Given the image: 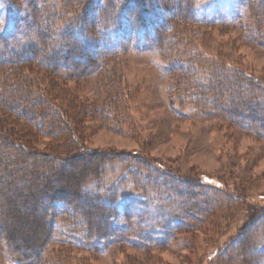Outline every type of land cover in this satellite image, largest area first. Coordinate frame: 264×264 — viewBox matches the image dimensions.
Masks as SVG:
<instances>
[{"label":"rangeland","instance_id":"374dc122","mask_svg":"<svg viewBox=\"0 0 264 264\" xmlns=\"http://www.w3.org/2000/svg\"><path fill=\"white\" fill-rule=\"evenodd\" d=\"M61 2L48 0L44 10L56 11ZM229 2L134 0L131 9L143 5L151 12L149 18L157 20L159 25L163 22L168 25L161 34L159 47L141 46V28L133 36L126 21L120 30H115L109 22L96 21L91 25L85 40L93 47V53L106 48H125L119 55L101 60L108 69L106 77L113 83L107 88L111 90L112 103L104 110V119L98 116L99 108H93L95 101L101 100L103 91L95 86L93 77L86 80L65 77L56 81L48 71L33 65L16 69L19 80L27 76L30 82L25 87L26 94L33 98L38 94L43 97L44 92L51 93L55 106L66 113L64 116L69 121L77 124L81 131L79 140L75 141L78 153H100L106 157L100 175L85 182L83 191L110 194L119 207L136 204L128 213L138 211L142 214L136 224L138 233L165 226L166 216L174 210L171 205L188 207L196 202L191 215L179 221L181 228L171 244L150 249L145 256V251L125 245L122 249L121 245H114L100 254L74 247L57 252L56 243L51 240L43 251V261L48 264H262L264 251L258 252L260 256L255 253L264 243V138L240 130L225 117L200 115L192 107L194 100L200 102L203 98L196 91L197 83L206 84L215 65L222 72L226 68H236L264 84V46L247 39L242 28L222 23L221 20H225L222 10L233 12ZM67 4H71L67 10L79 12L75 9V1ZM197 5L201 18L188 20L187 12ZM240 5L243 7L244 3ZM5 7L0 0V20ZM253 8L257 10L255 5ZM251 9L246 11L249 19L256 16ZM20 12L18 16H25L23 9ZM209 20L212 25L203 23ZM55 28L53 31L58 32V26ZM143 28L150 32V22ZM41 31L46 38V28ZM54 81L57 84L54 85ZM58 93L65 95L56 97ZM78 102L88 107L82 113L74 109ZM7 119L0 111V123L6 122L7 126ZM23 123L18 119L16 126L8 127L24 134ZM49 143L57 147L62 145L60 140L53 142L40 134L31 146L41 149ZM76 161L77 166L69 167L71 172L83 162L90 164L84 159ZM153 168L156 170H151ZM158 171H166L168 175L176 173L184 179L175 182L178 187L175 190L168 188L167 182L171 184L173 179L167 177V185L155 187L157 181L153 175ZM188 187L195 193L183 202L185 194L182 192ZM7 193L13 199L23 198V192L18 196L14 188L13 193ZM33 199L26 197V206L16 208L18 222L10 242L18 250L39 247H34V243L29 247L22 245L20 239L26 232L31 237L30 229L41 214L29 206ZM58 217L54 238L63 236L65 231L64 219ZM4 229L0 226V264H17L6 248Z\"/></svg>","mask_w":264,"mask_h":264},{"label":"trees","instance_id":"16d2710c","mask_svg":"<svg viewBox=\"0 0 264 264\" xmlns=\"http://www.w3.org/2000/svg\"><path fill=\"white\" fill-rule=\"evenodd\" d=\"M71 1H75V9L79 12L74 13L66 9L71 7V4H67L70 0H62L56 11L44 10L48 0L17 2L3 0L6 7L0 20V111L6 115L9 124L5 126L6 122L0 123V226L5 227L6 235L3 239L7 250L10 251L9 255L16 259L17 264H48L47 261H43L42 254L51 240L56 243L57 252L74 247L100 254L107 252L114 245H121V249L122 245H125L138 251H145V256L150 249L170 245L176 231L181 228L179 221L191 215L192 207L196 205V202L187 205L188 207L184 204L171 205L170 208H174L177 216L173 215L172 211L166 216L168 221L165 226H155L151 231L138 233L139 226L136 224L140 222L142 214L140 215L138 211L128 213L136 204L132 203V207L122 204V207H119L110 194L83 191L85 182L100 175L105 164L103 159L106 157L100 153H83L84 156L78 153L75 141L79 140L81 131L76 127L77 124L69 121L65 117L66 113L55 106L51 93L44 92L43 97L38 94L33 98L26 94L25 87L30 85V82L27 76L23 77L24 80H19L20 75L15 73L16 69L33 65L48 71L56 81L65 77L74 80L93 77L95 86L103 89L101 100L95 101L93 108H99L98 116L104 119L103 115L106 113L104 110L112 103V93L107 88L113 83L106 77L108 69L105 68L107 67L105 61L101 60L107 56L119 55L125 48H122L123 46L112 50L106 48L104 51L93 53V47L85 40V34L90 31V26L96 21H100V24L109 22L113 24L115 30H120L126 21L130 24L128 29L133 36L135 31L141 28L143 34L141 46L159 47L161 34L168 25L165 22L159 25L157 20L149 18L151 12L143 5L139 7L133 5L135 8L131 9L134 0ZM242 2L243 7L240 5ZM229 3L233 12L230 13L229 9L222 10L225 12L222 17L225 20H221L222 23L242 28L247 39L264 46V0H230ZM253 5L257 10H253ZM251 7V11H255L258 17L249 19V16H246V11ZM21 8L25 11V16H18L21 14ZM199 10V5L191 8L186 18L188 20L201 18ZM42 13L44 16H41ZM73 13L74 15H71ZM125 17H128V20ZM178 17L181 18V14ZM148 22L152 31L147 33L142 27ZM203 23L212 25L210 20ZM57 26L59 31H53ZM43 27L48 34L46 38L41 31ZM47 40L50 41L46 42ZM183 62L186 63L187 60ZM215 66L206 84L197 83L196 91L202 94L203 98L199 100L200 102L194 100L192 107L200 115L225 117L240 130L264 138V84L255 78L245 76L236 68H226L222 72L217 65ZM11 78L14 80L10 82ZM56 81L53 82L54 85L57 84ZM62 95L65 93H58L56 97ZM22 103L23 107L28 108H23ZM75 107L79 113L88 108L82 102H78ZM101 111L104 114L100 115ZM15 118L24 122L26 131L24 134L12 131L8 127L11 124L16 126ZM14 119L15 124L12 122ZM40 134L53 142L60 140L62 145L57 147L49 143L41 149L32 147L31 142L33 143L34 138ZM77 159H84L90 164L83 162L71 172L69 167L77 166ZM166 173L168 172L158 171L153 175L157 181L154 186L168 184V188L178 189L176 181L181 182L184 178L176 173L170 175ZM166 177L173 179L171 184L165 183ZM13 188L18 196L23 192L22 199L18 200L16 197L13 199L7 195V192L13 193ZM194 193L189 187L186 188L182 192L185 194L182 201H186ZM26 197H33L29 206L34 211L38 209L41 212L30 229L31 237L26 235L27 232L21 234L22 245L29 247L34 243V247L39 246L38 249L30 247V252L24 251V248H21L23 251L18 250L17 246L10 242V235L18 222L15 212H18V207L26 206L28 203ZM136 213L138 214L135 215ZM58 216L64 219L65 231L63 236L54 238ZM31 251L33 257L29 256ZM261 251H264V243L255 254L259 255L258 252Z\"/></svg>","mask_w":264,"mask_h":264}]
</instances>
